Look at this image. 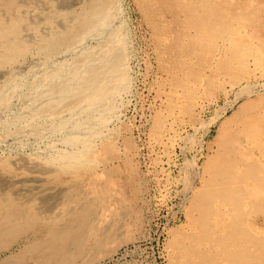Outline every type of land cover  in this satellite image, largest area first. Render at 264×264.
Listing matches in <instances>:
<instances>
[{
	"label": "bare ground",
	"instance_id": "6f19581e",
	"mask_svg": "<svg viewBox=\"0 0 264 264\" xmlns=\"http://www.w3.org/2000/svg\"><path fill=\"white\" fill-rule=\"evenodd\" d=\"M158 1L179 27L170 51L177 61L178 55L184 58L178 61L184 77L176 75L175 80L184 87L187 99L195 92L189 80L204 74L191 68V63L205 67L226 57L223 65L244 75L252 57L264 70L263 24H259L262 18L254 0ZM47 2L0 0V93L7 98L18 91L14 79L42 60L20 61L27 57L29 47L38 48L45 63L52 62L63 50L76 49L86 37L98 35L112 19L109 3L113 5V0H73L61 8L53 0ZM114 35L120 38L119 32ZM219 39L225 41V56L217 53ZM114 42L106 41L98 51L84 48L73 65L74 61L56 66L33 88L34 115L50 116L53 121L46 127L32 126V132L38 137L44 132L42 127L47 128L45 133L48 128L63 132L62 148L51 158L38 154L12 158L16 171L0 159V264H41L55 256L68 259L70 252L61 248L60 241L74 233L85 236V223L95 226L99 221L95 214L98 194L82 188V174L97 172L91 164L97 145L94 139L103 135L102 121L114 109L110 103L128 83L126 53L121 45L113 48ZM248 89L225 100L212 117L215 124L251 95ZM250 99L223 121L203 189L193 194L194 185L188 186L187 195L193 196V230L177 235L175 245L185 257L181 264H264V98ZM191 111L190 105L187 112ZM254 215L263 218L262 225Z\"/></svg>",
	"mask_w": 264,
	"mask_h": 264
},
{
	"label": "rangeland",
	"instance_id": "374dc122",
	"mask_svg": "<svg viewBox=\"0 0 264 264\" xmlns=\"http://www.w3.org/2000/svg\"><path fill=\"white\" fill-rule=\"evenodd\" d=\"M53 1L61 8L62 3L66 5L73 0ZM253 2L258 17L262 18L259 24H263L264 36V0ZM113 5L109 3L110 25L102 30L98 28L100 33L86 37L78 48L63 50L56 60L45 63L38 48L29 47L27 57L20 61L37 58L43 62L14 79L18 90L15 94L7 98L0 93V159L2 163L10 164V171H16L11 164L15 157L38 154L51 158L62 148L63 132L48 128L45 133V127L53 118L34 115L33 88L56 66L70 65L74 61L73 65L87 48L98 51L101 45L113 39V48L121 45L126 53L127 86L112 99L113 104H110L114 109L111 115L107 114L100 128L103 135L96 136L93 143L97 144L93 146L96 164L94 161L91 164L97 172L91 170L82 174V188L98 194L95 214L101 223L98 220L97 226L85 223L82 228L87 233L85 236L74 233L60 241L61 248L70 252L68 259L55 256L41 264H181L185 257L184 251L175 245L177 235L193 230L190 214L193 196L187 195L188 186L192 183V193H198L209 178L206 166L218 150L223 121L239 111L248 99L264 98V70L253 58L247 60L249 78L247 72L239 75L229 71L223 65L225 57L222 62L215 60V64L209 63L205 67L191 63V68L204 74L189 80L195 92L192 99H187L184 87L175 80L176 75L181 79L184 77L178 63L184 58L178 55L177 61V56L170 51L179 28L172 15L158 0H113ZM115 32H119L120 38L114 35ZM219 40L218 46H221L217 53L225 56V41ZM236 81L238 83L234 85ZM243 85H250L247 89L251 95L246 91L250 96L215 124L212 117L218 108L243 89L247 90ZM251 85L255 87L251 88ZM190 105L192 111L187 112ZM41 125L45 127L39 138L32 132V126ZM111 145L114 148H109ZM253 219L263 224L262 217L254 215Z\"/></svg>",
	"mask_w": 264,
	"mask_h": 264
}]
</instances>
